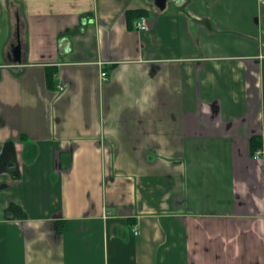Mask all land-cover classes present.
Listing matches in <instances>:
<instances>
[{"label":"crops","instance_id":"crops-1","mask_svg":"<svg viewBox=\"0 0 264 264\" xmlns=\"http://www.w3.org/2000/svg\"><path fill=\"white\" fill-rule=\"evenodd\" d=\"M187 1L0 0V264H264V0Z\"/></svg>","mask_w":264,"mask_h":264},{"label":"trees","instance_id":"trees-1","mask_svg":"<svg viewBox=\"0 0 264 264\" xmlns=\"http://www.w3.org/2000/svg\"><path fill=\"white\" fill-rule=\"evenodd\" d=\"M188 1L186 0L187 3ZM126 19H127V25L128 28H134V23L135 21L141 19L142 17L147 16L148 14V10L144 9V8H139V9H129L126 11ZM47 82H48V86L53 88L54 86V77L56 75V67H52V66H47ZM22 137H25L24 135ZM24 139V138H23ZM251 154L253 156H256V152L260 149H262L263 143H262V138L259 135H254L252 136L251 140ZM10 152H14L15 153V146L12 142L7 143L5 146V150L3 152V159L0 162V170L4 169V166L9 165V163H12L13 166L12 168L14 169L16 167V162L11 159L10 157ZM13 160V161H12ZM10 161V162H9ZM59 222H57V227H58V231L60 232V227H59Z\"/></svg>","mask_w":264,"mask_h":264},{"label":"rangeland","instance_id":"rangeland-1","mask_svg":"<svg viewBox=\"0 0 264 264\" xmlns=\"http://www.w3.org/2000/svg\"><path fill=\"white\" fill-rule=\"evenodd\" d=\"M182 3V0H179ZM184 4V2H183ZM11 34V21L7 15L0 16V52H3Z\"/></svg>","mask_w":264,"mask_h":264},{"label":"water","instance_id":"water-1","mask_svg":"<svg viewBox=\"0 0 264 264\" xmlns=\"http://www.w3.org/2000/svg\"><path fill=\"white\" fill-rule=\"evenodd\" d=\"M155 5L160 9V10H165L167 7V2L168 0H154ZM14 55L15 59L17 62H21L22 56H21V43L18 41L17 45L14 47Z\"/></svg>","mask_w":264,"mask_h":264},{"label":"built area","instance_id":"built-area-1","mask_svg":"<svg viewBox=\"0 0 264 264\" xmlns=\"http://www.w3.org/2000/svg\"><path fill=\"white\" fill-rule=\"evenodd\" d=\"M135 26H136L137 29H141V30H145V29L148 28L144 17H142L141 19L137 20L136 23H135ZM101 76H102L103 79L106 80L108 78V73L106 71L102 70ZM261 153H262V150L260 149V150H258L256 152V156L261 155Z\"/></svg>","mask_w":264,"mask_h":264}]
</instances>
